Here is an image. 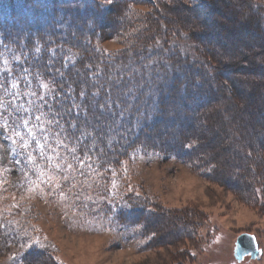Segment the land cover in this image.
Listing matches in <instances>:
<instances>
[{
	"label": "rangeland",
	"instance_id": "rangeland-1",
	"mask_svg": "<svg viewBox=\"0 0 264 264\" xmlns=\"http://www.w3.org/2000/svg\"><path fill=\"white\" fill-rule=\"evenodd\" d=\"M13 1L0 0V23L14 18L19 29L6 44L0 26V264H264V0ZM55 27L64 37L49 33ZM79 37L88 43L76 48ZM143 43L170 53L175 67L197 70L186 53H206L228 85L201 70L168 100L169 82L141 80L167 66ZM37 47L42 73L27 59ZM98 57L122 67L129 107L142 100L135 85L154 107L162 103L158 129L171 133L155 140L167 145L111 137L96 150L89 128L75 127L76 143L49 121L47 88L63 83L58 67ZM244 233L262 258H236Z\"/></svg>",
	"mask_w": 264,
	"mask_h": 264
},
{
	"label": "trees",
	"instance_id": "trees-1",
	"mask_svg": "<svg viewBox=\"0 0 264 264\" xmlns=\"http://www.w3.org/2000/svg\"><path fill=\"white\" fill-rule=\"evenodd\" d=\"M14 1H16V3H19L21 6L24 5L22 4V2H19L18 0H14ZM33 7L34 6H32V8ZM26 9L27 8H24L22 11ZM9 21L10 22H6L5 20L2 22V24L0 23L1 28L5 26L6 28L4 29L6 30L4 31L8 33L6 34L7 36L5 40L6 44L8 40H13V35L15 33L19 32L18 27H16V25H14L13 23H11L12 21H14V18L10 19ZM58 30H60V28L55 27L49 33L56 36V38L64 37V35L62 34V31H60L59 33ZM41 33L43 34V31H41ZM195 33H196L195 30H190V31L185 30L183 37L193 39V35H195ZM172 34H174V32L173 33H171L170 31H168V33L165 32V35L169 37ZM34 38L36 39V37ZM73 39L75 40V38ZM86 39H87L86 37H79V40L77 39L78 43L76 44L77 45L76 48L81 47L83 44L82 42H84V40ZM25 42L26 44H31L33 42L32 35H27L25 37ZM85 42L87 44L88 40H86ZM73 44H74V41H73ZM23 45H25V43H23ZM141 47L142 48H140V50L145 51L147 55L149 54L150 56H152L154 61H156V63H158V60L159 62H162V63L167 62L165 56L167 58L171 57L170 53L168 54L162 49L156 52L147 51L152 47L147 46L145 43H143ZM40 48L44 50L47 49V47L44 44L40 45ZM89 50L91 49H88V52ZM24 51L26 53L27 52L29 53L30 47H27L26 49H24ZM171 52L172 54L176 55V53H173V51ZM186 54L187 55L184 58L190 59L192 64L198 65L197 70L196 68H194V66H189L190 64L189 65L187 64V66H183L182 68V66H176V67L172 66L174 64H170V62L168 61L167 66L159 65L156 68L155 73L152 76H150V78L146 77L141 80L145 82L146 80L144 79H148L149 82H152V83L165 82V85L167 84V82H169V84L166 85L167 92L165 91V94H164V96L168 100L171 99V97L175 96L173 91H176L179 88H183V87L185 88L187 86V82H193V78H195L194 75L198 74L199 71L201 70H205V72L206 71L209 72L210 79L213 80V82L216 85L217 84H220L222 86H224L225 84L228 85L227 82H224L222 80L221 75L225 74L226 72H224L222 65H220L217 60H214L210 56H207L206 53L204 54L186 53ZM27 55H29L27 59L33 57L32 61L35 60L34 65H37V66H34V69L36 70V73L42 70L41 67L45 69L46 62L44 63L42 61L43 56H46L45 53H40L39 55L38 54H27ZM41 55L42 57H39ZM195 55L197 57L193 58V56ZM62 56L63 55L60 54L59 58L62 59ZM132 56H133L132 58L134 59L135 56L134 55ZM38 59L39 61H37ZM142 59H145V55H141L137 60L141 61ZM91 60L92 61L88 63H85L87 61H84V63L82 64L78 62L76 64H71L68 66V68L61 67L62 65L58 67L57 70L63 73L62 76L61 75L59 76V78H61L63 83L61 84L54 83L53 85L48 86L47 88L48 90L47 97L49 98V100L52 101V104H53L52 106L50 105L48 108H46L47 111H45L47 114H49V118H48L49 121H52L54 124L56 123V127H59V130L61 131V133H63V135L66 132L68 134H71L75 131V128L72 127L73 124H75L76 127L80 125L82 129L84 130L89 128L92 131L86 132V134L91 139V144L95 146L94 149L96 150L106 149L104 147L106 145L105 142H108L109 140H111V137L112 138L115 137V140H118L115 143L118 144L119 141L121 140L120 143L124 145H128V146L130 145V147L131 145H137L138 143H140L141 145L142 144L150 145L156 150H159L158 148H161L162 145H167L168 143H165V142L163 143L161 141L159 142V140H155V139H159L162 135L169 136L171 133L170 129L167 131L165 130V128L161 131H159L158 129V127L161 126L162 121H163L162 117L160 116V114L163 113L162 103L159 102L154 107L153 102H151V95L149 96L145 94V97H144V93L138 92L137 85H135V88H136L135 93H137V96L141 95L142 93V100L140 98L141 96H139L138 99L133 101L134 103L132 102L133 105L129 107L127 104L128 103L127 93H125V91L129 88L124 87V85L119 82V79L121 80L123 79L122 67L121 69L115 68V67L110 68L111 66H108V62L110 60L105 59V58L101 59L98 57L97 60H95L94 58H92ZM59 63H61V61H59ZM262 64H264V60ZM74 67L76 70H74ZM151 69H154V67H152ZM191 69H194L195 72L191 73ZM178 72L182 74H181V79L177 81L174 75L177 74ZM131 74L134 75V73H131ZM186 74H190L191 78L187 77ZM139 76L140 75L137 72V77ZM130 79L131 81L136 80L134 78L129 77L127 81H130ZM69 82L71 83L68 84ZM173 82H175L174 83L175 85L173 84ZM101 84L104 85L103 88L99 87V85ZM197 84L195 83L194 85H197ZM82 90L86 91V95L84 97L80 95ZM96 90L100 91V96L97 100L98 104L103 103V102L105 103V100L108 97L109 91H111L112 93V96H111L112 103L107 104L103 110H101L99 107L93 109L92 107L89 106V100L91 98V94L92 92ZM157 93L158 91L155 93L156 96H157ZM231 93L234 95L233 96L234 104L237 105V107H241V108L243 107L245 109L246 104L241 99L240 95H238L234 91H231ZM74 102H75V105H79L80 107L78 108L75 107ZM137 104H139L140 109L139 108L137 109ZM143 108H144V112H143L142 117L144 120L140 121L138 116L142 114ZM118 109L120 111H117ZM112 121H113V124H112ZM107 126L113 127L112 131H110L109 128L107 129ZM93 128L95 129L94 131H93ZM71 136L73 140L76 142L77 134L76 133L71 134ZM85 144L88 145V147H90L88 142ZM118 149H121V147L117 149L116 148L113 149L116 154H117ZM124 149H129V148L124 147ZM259 158H261V161H263L264 163V159H262V155H259ZM118 160H120V158Z\"/></svg>",
	"mask_w": 264,
	"mask_h": 264
},
{
	"label": "water",
	"instance_id": "water-1",
	"mask_svg": "<svg viewBox=\"0 0 264 264\" xmlns=\"http://www.w3.org/2000/svg\"><path fill=\"white\" fill-rule=\"evenodd\" d=\"M235 255L238 260H242L245 256L249 255L252 259H260L263 255L256 237L249 234H241L236 241Z\"/></svg>",
	"mask_w": 264,
	"mask_h": 264
},
{
	"label": "snow or ice",
	"instance_id": "snow-or-ice-1",
	"mask_svg": "<svg viewBox=\"0 0 264 264\" xmlns=\"http://www.w3.org/2000/svg\"><path fill=\"white\" fill-rule=\"evenodd\" d=\"M35 51H36L37 54H39L40 53V48L37 47L35 49ZM55 55H56L55 50H53V56H55ZM17 59H19V57H17ZM52 63H53V61L49 60V64L51 65ZM57 74H59L61 76L63 75V73L59 72V70H57ZM93 83H95V82H93ZM45 87H47V85H45ZM99 87L103 88L104 85L101 84V85H99ZM80 95L82 97H84L86 95V91L82 90ZM99 96H100V91L99 90H96V91L92 92V94H91V98L89 100V106L92 107L93 109L99 107L101 110H103L107 104L112 103V99H111L112 93H111V91H109L108 97L106 98L105 103H99V104L97 103V100H98ZM74 105H75V102H74ZM75 107L78 108L80 106L79 105H75ZM25 123H26V121H25ZM72 127L75 128L76 125L73 124ZM82 135H83V133H82Z\"/></svg>",
	"mask_w": 264,
	"mask_h": 264
},
{
	"label": "bare ground",
	"instance_id": "bare-ground-1",
	"mask_svg": "<svg viewBox=\"0 0 264 264\" xmlns=\"http://www.w3.org/2000/svg\"><path fill=\"white\" fill-rule=\"evenodd\" d=\"M263 256V255H262ZM262 258V257H261Z\"/></svg>",
	"mask_w": 264,
	"mask_h": 264
}]
</instances>
